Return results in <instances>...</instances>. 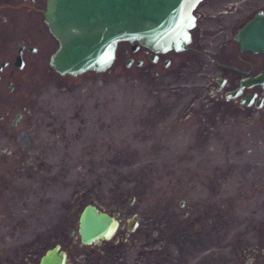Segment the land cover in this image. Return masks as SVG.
<instances>
[{"label":"rangeland","instance_id":"1","mask_svg":"<svg viewBox=\"0 0 264 264\" xmlns=\"http://www.w3.org/2000/svg\"><path fill=\"white\" fill-rule=\"evenodd\" d=\"M126 49L102 73L26 69L45 153L0 131V264L65 247L89 203L139 223L105 264H264V112L224 113L208 80L152 75L138 50L127 66Z\"/></svg>","mask_w":264,"mask_h":264},{"label":"flooded vegetation","instance_id":"2","mask_svg":"<svg viewBox=\"0 0 264 264\" xmlns=\"http://www.w3.org/2000/svg\"><path fill=\"white\" fill-rule=\"evenodd\" d=\"M47 4L48 0H0V131L1 136L21 142L31 138V133H37V125L32 124L36 113L32 111L31 99L35 96L28 97L20 87L30 85L26 69L29 64L33 70L39 67L48 55L49 67L55 71L50 59L59 42L46 22ZM194 15L196 23L190 30L191 41L182 51H152L142 45L133 50V44L124 41L130 44L132 52H141L136 60L138 67L158 77L182 78L189 72L195 73L211 83L208 99L224 113L241 111L248 117L264 112V51L245 49L236 39L247 22L264 18V0H203ZM130 50L124 52L128 57L127 66L134 62ZM31 139L35 148L39 145L43 156L45 151L40 141L33 136ZM100 209L107 211L103 207ZM117 218L119 227L109 240L97 239L84 244L78 219V228L71 230L66 246L62 243L54 246L59 244L66 252V264H105L114 244L139 229L134 218L124 221ZM127 264L159 263L138 255Z\"/></svg>","mask_w":264,"mask_h":264},{"label":"water","instance_id":"3","mask_svg":"<svg viewBox=\"0 0 264 264\" xmlns=\"http://www.w3.org/2000/svg\"><path fill=\"white\" fill-rule=\"evenodd\" d=\"M203 0H48L46 22L59 46L50 63L60 76L78 77L107 71L117 58L120 42L152 51H182L191 41L194 10ZM236 39L245 49L264 51V18L250 20ZM119 219L97 204L81 212L79 234L84 244L111 239ZM58 244L41 257L40 264H66Z\"/></svg>","mask_w":264,"mask_h":264}]
</instances>
